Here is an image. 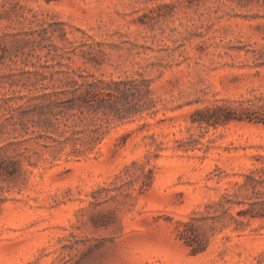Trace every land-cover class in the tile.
Returning <instances> with one entry per match:
<instances>
[{"label": "rangeland", "instance_id": "rangeland-1", "mask_svg": "<svg viewBox=\"0 0 264 264\" xmlns=\"http://www.w3.org/2000/svg\"><path fill=\"white\" fill-rule=\"evenodd\" d=\"M68 76L134 84L20 118ZM260 104L264 0H0V264H264V217L238 214L264 123L197 121Z\"/></svg>", "mask_w": 264, "mask_h": 264}, {"label": "trees", "instance_id": "trees-1", "mask_svg": "<svg viewBox=\"0 0 264 264\" xmlns=\"http://www.w3.org/2000/svg\"><path fill=\"white\" fill-rule=\"evenodd\" d=\"M132 84H134L132 80L113 82V84H107L108 91H104L98 87V82L96 81L89 80L84 82L79 81L74 76H68L64 82L59 84H42L36 87L35 94L29 98V103L26 105L27 108L21 110L20 118L29 122L33 121L32 117L36 113L38 114V118H41L42 115L47 113L54 114L53 108L59 106V103L64 101L69 102V108H72V106L81 108L84 103L91 100L103 101L106 97H114L117 99L118 95H125L126 90H129ZM61 95H65L67 98L62 100ZM32 101L35 102L32 103ZM30 106L36 108L37 111H31L30 108H28ZM18 107H20V105L13 107L12 110H16ZM242 111L243 113L238 115L235 109L228 106L217 105L214 107H206L198 111V113H201V116L197 121L205 122L207 125L213 126L225 124L232 120L244 119L264 123V104H260L257 109L245 106ZM26 127L28 128L27 125ZM259 158L264 161V156H260ZM3 170L9 175H12L16 171L15 167L11 169L3 167ZM262 174H264V165L251 170L245 175L244 182L239 184V187H243L247 190L251 189L253 195L248 197L250 208L241 209L238 211V214L244 216L249 215L250 218L264 217V194L258 189V186H264V177ZM232 202L230 195L226 193V196L223 197L221 201L217 202V206L223 211H226L229 204ZM182 225L183 228L179 234L184 243L190 247L191 252L195 254L203 251L205 246L203 245V237L200 234L198 219L192 217Z\"/></svg>", "mask_w": 264, "mask_h": 264}]
</instances>
